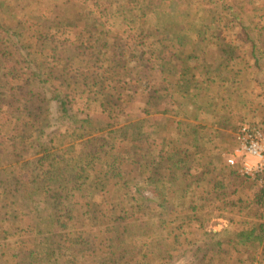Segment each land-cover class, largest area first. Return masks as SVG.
Listing matches in <instances>:
<instances>
[{"label": "rangeland", "instance_id": "rangeland-1", "mask_svg": "<svg viewBox=\"0 0 264 264\" xmlns=\"http://www.w3.org/2000/svg\"><path fill=\"white\" fill-rule=\"evenodd\" d=\"M38 1L43 0H31L28 4L31 7ZM68 1L44 0V11L42 12L46 19L43 22L42 30L45 31L48 28L52 17L56 22H60L58 27L60 26L62 30H57L60 34L74 37L77 33L84 42H86L87 37L90 38V43L95 45V49L98 48L94 52V57H96V53L108 50L105 56L104 54L101 55V60L110 61L123 49L126 57L132 52L137 56L139 51L146 50L149 57L153 58L151 64L154 65L155 70H151L154 75L149 79V89L138 86L133 87L130 93L121 94L120 91L112 89L113 82L118 81V84L128 88L132 77H127L123 73L122 75L113 73L112 78L109 77L108 80L100 81L101 87L96 96L98 100L105 101L107 109L104 112L91 111L88 113L103 122L105 133L110 131L119 133L120 138L118 139L119 143H117L119 151L127 152L128 148H131L132 142L136 140L135 135L137 134L141 135L143 142L152 141L150 145L156 149L155 159L152 160V157H147L140 163H143V166L136 167L135 171L139 172L141 177H147L150 176L155 167L159 168L161 177H163V163L167 160L164 155L168 151L181 153L184 156L191 153L189 157L198 155V164L196 163L195 166L203 164L202 154L207 159V156L212 157V165L214 164L213 159L217 160L215 157L219 159L217 161L219 168L214 164L215 170L213 168L212 172L202 171L198 173L191 169L181 170L180 168L165 169V172H170V175L173 174L174 180L171 181L170 178L160 179L156 189H154L155 194L148 192L145 196V199L146 197L150 199L149 201L154 199L159 208H154L149 203L143 211L142 219L134 223L136 237L133 240L141 241L140 244H137V250L141 253L138 258L135 261L127 262L126 258L121 257L127 244L133 240H126V236L120 234L119 237L123 245L112 250L108 247H103L104 250H102V246H100L96 260H100L102 264H141L142 262L145 264H186L190 259L206 257V264H220L214 258V254H217L218 241L220 239H235L238 233L249 227L247 223L253 221V215L244 211L247 204L246 199L251 195L252 187L242 180L228 177V171L223 167L225 161L222 153L218 154L217 151L208 155V148L205 145L209 144L215 150L219 145H222L224 154V152L229 151L227 148L233 144V135L235 134L233 132L238 128L239 123L250 124L252 120L254 123L264 121L260 117L261 115H257L258 111H255L257 105L264 100L263 90L256 79L258 67L252 61V46L246 42L247 36L243 33L244 28L238 22V19L242 18L244 26L253 33L252 38L258 42L257 45L260 49L258 53L262 55V65L264 66V0H193L187 17L184 13L175 11L174 6L170 7L168 11L166 9L168 12L166 17L172 20L176 16L179 19L177 25L169 23L173 29V37H169L166 33L165 38L160 35L158 38L147 39L145 44H140L136 49H130L128 42L134 40V35L142 36L144 34L146 20L143 12L140 11L141 3L136 2L137 7L130 6L129 10L132 9V13L125 12V9L120 10L122 16L115 19L114 17L119 14L116 12L118 5L127 4L130 0H120L121 3L116 0H72L76 7ZM68 5H71L69 7L71 8L70 12L67 10ZM12 6L13 0L9 1V4L4 0L0 1L2 22L7 23L8 28L13 22V26L10 28L12 32L21 33L20 37H14L15 42L27 47L40 39L46 40L40 38L43 32L35 34L33 31L18 28L16 15L21 14L17 8L11 11ZM162 7L158 10L164 12ZM99 10L106 12V14L98 21H94L91 12L94 11L100 16ZM88 23L89 25H86ZM199 31L201 33L199 35L206 36L208 41L198 43L197 46L195 45L196 51H193L192 44L194 41L196 42ZM105 42H108V46L104 48ZM159 42V48L155 52L154 47ZM210 43H216V47L211 45L206 51L201 50V47ZM221 44H223V49L228 48L225 57L227 59L231 57V60L226 64H230L228 70L233 69L230 74L239 77L237 81L242 83L240 89H236L234 93L230 94L228 90L234 89L230 87L233 82L229 86H224L229 79V73H224L225 76L221 78L213 77L210 79L203 76L200 71L201 67L196 62V64L189 65L191 70L188 73L190 78L195 74L197 77L195 83L197 84L190 86L191 90H188L187 96L182 97V94H179L177 75L166 74L158 61L164 59L176 61L179 56L194 54L195 59L200 63L204 62L199 58L200 56L205 57V61L207 59V62L212 63L215 59V53L219 57L224 55L223 50L218 51V48L221 49ZM138 47L140 48L138 49ZM195 66L197 69L194 68ZM55 67L61 73L69 67V61L62 52L55 60ZM65 77L66 75H61V84L69 85ZM53 81H55L54 78L48 79L50 85L54 83ZM67 87L66 89L77 97V109L84 108L85 98L82 95V90L74 87L73 84ZM33 88L34 86H30L29 83L25 86L23 103L26 106L36 107L38 105L39 107L42 105V100L39 101L38 96L35 97V93L38 94V92H34ZM193 107L196 109L192 110ZM192 112L197 113L196 120L203 129L193 130L195 126L188 125V121L194 119ZM260 112L264 113V108L260 109ZM145 118L151 119V123H145L140 131L135 129L133 126L135 122L143 121ZM196 120L194 119V121ZM215 123H219L218 126L221 125L220 127L227 125L230 130L225 132L213 131L208 126L213 127ZM7 128L8 125H5L3 130H7ZM198 130L200 132L203 130L202 134L197 135ZM219 132L224 133L226 142L222 141L223 135ZM58 136L62 139L49 144L51 149L49 153L77 145L82 141L77 140L71 131L67 134L61 133ZM56 137L57 135L53 139ZM195 144L198 147L192 149V145ZM190 147L191 149H189ZM23 150L21 147L19 152L7 151L4 160L0 161V170L35 159L30 151L23 152ZM169 164L168 167H170ZM120 171L127 174L128 169L123 168ZM208 181H210V185ZM213 182H220L222 188L214 189V186L211 185ZM64 186L68 191L73 189L71 183L67 182ZM91 189L94 190L95 186L93 185ZM151 190L153 191V189ZM72 194L76 196L68 197L67 211L70 215L76 216L79 221H76L77 223L69 229L68 233L78 239L79 244H73L70 256L78 259L80 263L86 264L88 246L83 245V241L85 238L91 237L94 241L95 238L101 237L108 224L107 219L103 216L94 218L92 227L88 226L91 222L80 221L78 215L81 216L87 209L79 193L72 191ZM13 199L11 198L10 201ZM240 199H245L243 205L239 202ZM3 201L4 198L0 194V210ZM144 202L146 201L144 200ZM228 202L235 203V207H231L229 212L220 209ZM100 213L99 211L98 214ZM210 230L216 231L213 232L217 233L216 239L206 236ZM59 231L60 229L54 225L39 222L34 235L31 237L19 238L14 236L10 240L1 239L0 257L3 259L8 253L19 251L22 243H34L36 241L40 243L48 235L53 236ZM118 231L120 230L118 229ZM178 248H183V251L189 250V253L183 260L177 261ZM222 248L225 250L228 249V246L225 245ZM241 249L242 253L233 256L229 260L230 264H264V245L256 242L249 247L241 246ZM108 250L109 252H107ZM112 259L113 262H111ZM12 263L24 264L18 259H14Z\"/></svg>", "mask_w": 264, "mask_h": 264}, {"label": "trees", "instance_id": "trees-1", "mask_svg": "<svg viewBox=\"0 0 264 264\" xmlns=\"http://www.w3.org/2000/svg\"><path fill=\"white\" fill-rule=\"evenodd\" d=\"M4 1L9 4L11 0ZM116 1L121 3L120 0ZM30 2L31 0H13L11 11L17 8L21 14L16 15V25L18 28L33 31L35 34L43 32L40 38L46 40L40 39L27 47L18 45L14 37H20L21 33L12 32L10 28L13 26V22L8 28L7 23L2 22V12L0 13V161L4 160L7 151L19 152L21 147L24 149L23 152L30 151L35 157L34 160L0 170V194L4 198L0 210V240H10L14 236L31 237L39 222H47L49 225L59 228L60 231L53 236L48 235L40 243L38 241L22 243L19 251H12L3 259L0 257V264H14L12 263L14 259H18L24 264H84L70 256L73 244H79V240L68 233L69 229L77 223L76 221H79L76 216L70 215L67 211L68 197L76 196L72 194V191L79 193L87 209L81 216L78 215L80 221H89L91 224L88 226L92 227L94 218L103 216L107 219L108 227H105L101 237L95 238L94 241L91 237L83 239V245L88 246L86 264H102L100 260H96L100 246H102V250H104L103 247H108L111 250L120 247L123 245L119 237L120 234L125 235L126 240H133L136 237L134 223L142 219L146 205L150 203L154 208H159L154 199L149 201L150 199L148 197L145 199V196L148 192L155 194L154 189L160 179L174 180L173 174L165 172V169H191L199 173L204 169V164L195 166L196 163L198 164V155L189 157L191 153L184 156L181 153L168 151L164 155L167 160L163 163V177H161L159 168L155 167L150 176L141 177L135 168L143 166V163H140L147 157L155 159L156 149L150 145L152 141L143 142L141 135L137 134L135 135L136 140L132 142L131 148H128L127 152L119 151L117 147L119 133L117 131L105 133L103 122L88 113L91 111L104 112L107 109L105 101L98 100L96 96L101 87L100 81L112 78L113 73L118 75L123 73L127 77H132L128 88L118 84V81L113 82L112 89L120 91L121 94L130 93L133 87L138 86L149 89V79L154 75L151 70H155L154 65L151 64L153 58L149 57L146 50L139 51L137 56L132 52L126 57L124 49L110 61L101 60V55L105 56L108 50L96 53V57H94V52L98 48L95 49V45L90 43V38L87 37L84 42L77 33L74 37L60 34L57 31L62 30L60 26L58 27L60 22H56L54 18L51 17L48 28L45 31L42 30L43 22L46 19L42 12L44 11V0L36 2L31 7L28 4ZM68 2L76 7L72 0ZM136 2L141 3L140 11L143 12L146 27L142 36L136 34L133 36L134 40L128 42L130 49H136L140 44H145L147 39L158 38L160 35L165 38L166 33L169 37H173V29L170 24H179V19L174 16L172 20L175 21H172L166 17L168 13L166 9L168 11V8L174 6L175 11L184 13L187 17L193 4V0H130L127 4L118 5L116 12L119 14L114 18L122 16L120 10L123 9L126 10L125 12L132 13V9L129 10V8L130 6L137 7ZM70 6L67 7L68 12H70ZM160 7L164 9V12L158 10ZM224 10L226 9L224 8ZM91 14L94 21H98L105 16L106 12L99 10L100 16L94 11ZM238 22L244 28L243 33L247 36L246 42L252 46V61L258 67L256 79L264 94V66L262 65V55L258 53L260 50L258 42L252 38L253 33L244 26L242 18H239ZM11 34L13 35L11 36ZM199 34H201L200 31L197 33L196 42L194 41L192 44L193 51H196L198 43L208 41L206 36ZM159 44L160 42L154 47L155 52L158 50ZM211 45L216 47V43H210L201 47V50L206 51ZM106 46H108V42H105L104 48ZM220 48L218 51L223 50L224 55L219 57L215 53L212 63L207 62V59L205 61L203 56L199 57L204 61L200 63L195 59L194 54L179 56L176 61L166 59L156 61L160 62L166 74L177 75L179 94H182V97L187 96L188 90H191L190 86L197 84L195 83L197 79L195 74L190 78L188 73L191 70L189 65L196 64V62L201 67L199 68L203 76H207V78H221L225 76L224 73H229V79H227V84L224 83L226 84L224 86H229L233 82L230 87L234 89L228 90L231 94L236 89H240L242 83L237 81L239 80L237 75L230 74L233 69L228 70L230 64L226 63L231 60V57L229 59L225 57L228 48L223 49V44L220 45ZM60 52L69 61V67L62 73L55 67V60ZM62 74L66 75L65 78L69 85L61 84ZM49 78L55 79L52 85L48 83ZM28 83L30 86H34V92H38V94L35 93V97L38 96V100H42V105L39 107L38 105L30 107L23 103V93ZM72 84L82 90V95L85 98L84 108H80L81 110L77 109L76 95L66 89ZM262 108H264V100L255 109L256 112L258 111L257 115H261L260 117L264 119V113L260 112ZM146 120L148 118L135 122L134 128L140 131L145 123H151V119ZM5 125H8L7 130H3ZM197 128L203 129L201 126ZM65 129L67 130L65 131ZM70 131L77 140L82 141L77 145L49 153L51 150L49 144L61 140L62 138L58 136L61 133L67 134ZM55 135L57 137L53 139ZM196 148V144L192 145V149ZM205 159L207 158L202 154V160ZM213 162L219 168L217 160L213 159ZM123 168L128 169L127 174L120 171ZM171 169L170 171H172ZM206 171L212 172L208 166ZM67 182L73 184L72 190L68 191L64 186ZM208 184L210 185V181ZM93 185L95 186L94 190L91 189ZM211 185L214 186V189L222 188L220 182H213ZM11 198L14 199L10 201ZM244 200L240 199L239 202L243 205ZM246 201L244 211L253 215L255 222L247 223L249 227L238 233L235 239H220L218 241L217 254L212 253L220 264H230L229 260L233 256L242 253L241 246L249 247L256 242L264 245L263 197L256 192L254 195L248 196ZM99 205L101 206L99 207ZM99 211L100 214H98ZM216 235L217 233L213 232L206 234L213 239L217 238ZM136 241L137 239L133 242L129 241L130 243L127 244L123 255H121L128 260L127 262L135 261L141 254L137 250V244H140L141 241ZM225 245L229 250H223L222 247ZM178 249L177 261L188 256L189 250ZM205 259L206 257L190 259L186 264H206Z\"/></svg>", "mask_w": 264, "mask_h": 264}, {"label": "built area", "instance_id": "built-area-1", "mask_svg": "<svg viewBox=\"0 0 264 264\" xmlns=\"http://www.w3.org/2000/svg\"><path fill=\"white\" fill-rule=\"evenodd\" d=\"M238 146L228 158L236 172L251 180L264 196V126H242Z\"/></svg>", "mask_w": 264, "mask_h": 264}, {"label": "bare ground", "instance_id": "bare-ground-1", "mask_svg": "<svg viewBox=\"0 0 264 264\" xmlns=\"http://www.w3.org/2000/svg\"><path fill=\"white\" fill-rule=\"evenodd\" d=\"M140 47H138V49H139ZM143 51V50H142ZM245 124H248L249 126H251V127H254V126H259V127H261V126H264V121H262V122H259V123H254V120H252L251 122H250V124L249 123H244V122H241V123H239V125H238V128L236 129V130H234V132L233 131H231V132H233V138H234V141H233V144H232V146L230 147L229 146V148H227L229 151L228 152H224V154H223V152H222V149H223V147H222V145H219L218 146V150H220V151H218V153L219 154H221L222 153V155H223V157H224V161H225V165L223 164V167L228 171V177H231V178H236L237 180H242L244 183H247V184H249L250 185V187H252V191H251V195H254L256 192L257 193H260L261 195H262V197H263V200H264V196H263V194H262V192H260L258 189H257V187H256V185L251 181V180H248V179H246V178H244L243 176H240L237 172H236V169H235V167H233V166H231V165H229L228 164V158H229V156L233 153V151H234V149L238 146V134H239V132H240V130H241V128H242V126L243 125H245ZM219 133H223V132H219ZM218 161V160H217ZM206 163H209L210 164V166H212L213 167V165H212V162L211 161H208V162H206ZM204 164V162H203V164H204V169L202 170V171H206L207 170V166H208V164ZM193 172H195V170H192ZM229 175H231V176H229ZM210 190H211V188H210ZM234 208L235 207V205H234V203H232V202H228L225 206H221L220 207V209H222L223 211H227V212H229V209L230 208ZM252 223H254L255 221H251ZM212 229V228H211ZM212 230H214V229H212ZM212 230H210V231H208V232H216V231H212Z\"/></svg>", "mask_w": 264, "mask_h": 264}, {"label": "crops", "instance_id": "crops-1", "mask_svg": "<svg viewBox=\"0 0 264 264\" xmlns=\"http://www.w3.org/2000/svg\"><path fill=\"white\" fill-rule=\"evenodd\" d=\"M196 108H192V110H195ZM193 113V112H192ZM194 114V119L196 120V116H197V113H193ZM194 119H190L188 122H189V124L190 125H192V126H200V125H198L199 124V122L197 121H194ZM188 124V123H187ZM219 124V123H218ZM218 124L217 123H215V125L213 126V127H211V126H208L211 130H221V131H223V132H225L226 130H230V127H228L227 125H222V127H220L221 125H219L218 126ZM197 127H195L193 130H195V129H197ZM209 130V129H208ZM203 131V130H202ZM202 131L200 132V130H198L197 132V135H199V134H202ZM210 131V130H209ZM228 132V131H227ZM222 135H223V142H226V140H225V138H224V133H222ZM226 143H224V145H225ZM227 145V144H226ZM206 146V148H208V155H210V153H212V154H214V153H216L217 151H220V150H215V149H212V147H210V145L209 144H206L205 145ZM193 147H195V146H193ZM196 147H198V145L196 144ZM215 148V147H214ZM219 154V153H218ZM208 157V159H205V160H203V162H204V164L206 163V162H208L209 160L210 161H212V157H210V156H207ZM217 160H219L218 159V157H215ZM206 164H208V167L213 171V167L212 166H210V164L209 163H206Z\"/></svg>", "mask_w": 264, "mask_h": 264}]
</instances>
